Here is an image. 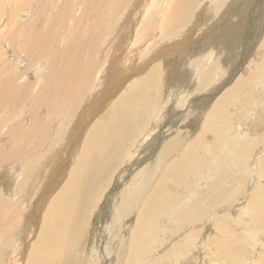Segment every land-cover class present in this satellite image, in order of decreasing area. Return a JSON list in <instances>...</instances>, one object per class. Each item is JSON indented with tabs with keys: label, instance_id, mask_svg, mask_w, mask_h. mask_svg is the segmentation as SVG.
<instances>
[{
	"label": "rangeland",
	"instance_id": "rangeland-1",
	"mask_svg": "<svg viewBox=\"0 0 264 264\" xmlns=\"http://www.w3.org/2000/svg\"><path fill=\"white\" fill-rule=\"evenodd\" d=\"M73 1H75L77 5L75 4V2H72L71 0H68V1L67 0H0V107H1L0 108V204H1L0 205V223H2L3 220H5L4 218L6 215H9V213H10L9 210L13 211L12 207H17L19 205L20 206V216H19V222H20L19 224L20 225H18V229L21 230L22 228H25V225H26V228H27V226L29 227L31 225V222L33 220V219L31 220L33 213L36 212L37 208L39 209V207H38V204H39L38 203L39 202L38 197L40 196L39 194L42 192V190L46 186H49L48 184H49L50 180L54 179L55 173L59 172L55 169L59 170L60 167L62 166V164H65V163H63V161L67 162L69 160V156L72 155V150H73L74 145H75V144H73L74 140L76 141V144H77L76 147L77 148H75L73 150V151H75L74 152L75 155H73L74 156L73 161L74 160L75 161L71 162V164H70L71 169L70 170H71L72 174L77 175L76 178L79 177L81 175V173L84 170H86V168L89 167L91 159H92L91 156H93L94 153L96 154L97 152L102 151V150L109 151V149L112 150L116 147L115 149L116 150L118 149V151L115 150V153H114V154H116L114 156L115 158L113 157L112 158L113 161H111V163H113V164H111V163L109 164L108 169L109 168L110 169L107 170V172L105 173V176H104L105 178L103 177L97 183L98 185L101 183L104 186L103 185L100 186L101 191L98 192V194H97L98 195L97 198L98 197H100V198H98L99 199L98 203L95 205V209L92 211L91 215L89 216V222L87 223L88 225H86V227L84 228V231H83L84 232L83 239L86 242L85 243V249H84V254H85L84 256L86 258L85 259L86 262H88V263L85 262V264H91V263L94 264V261H95L96 256H97V254L95 252L98 253V249L96 251V247L98 245H100L99 242L101 241L100 236H99L100 221H101L100 219H101L103 208H104L103 206H105V204H106L105 199L107 201L109 195L113 191H115V189H117L116 184L119 183V182H117L118 176L120 177L124 174H125L124 176H127L128 173H130V171L131 172L135 171V169L129 170V168H130L129 164L131 162L128 161V159L126 160L125 154L127 153L128 148H129L130 152H132V151L134 152V150H135V153H136L135 155H137L138 157H149L152 155L153 152H150V148H151L152 143H150V142H152L153 137L156 135L157 129H154V133L151 135L152 137L151 138L148 137V139L146 140V143H145V141H142L143 136H146L149 133V130H150L149 127H151L153 125V128H155V122H154L155 113L158 112L160 109L161 110L163 109V112L165 111V113H166L167 109L169 108V105L171 104V97L170 96H171L172 88L176 87V85L179 84V82H180L179 81L181 79L180 71L182 70L181 66L184 62V55L187 54L186 53L187 50L184 52H182V51L179 52L178 50L174 51L173 49H176L175 47L179 46L177 44L180 42H182V44H184L185 46H188L187 48H191L189 44H191L193 46L197 42L199 43L201 41V39H203L202 37L211 33L212 30L215 28V25L213 24L214 21L217 19H218V21H220L219 18H220L222 13H225V11H226V13H229L227 9H228L229 2H231V0H225V2H223L224 0H221V2H220V0H197L198 5H197L196 1L192 0L189 4H187V8H184L186 11H184V10L181 11V12H183L182 14H179L180 10H176L175 9L176 7H174L173 11L171 10L173 8V6L171 8L169 7V12H171V13L168 17V20L167 21L163 20V22H161L160 24L158 23V21L161 18V15H162L161 13L165 12V10H163V3H162V2H165V0H161L162 2H160V0H159V5L157 6L158 9L153 8V11H152V13H153L152 17L154 16L153 17L154 20H152L153 18L151 20H148V18H147V23L144 21L147 13L144 12L143 7L137 8V9H132L133 7H130L131 4H132L131 6H133L134 1H136V0H131L132 2L130 0H124V2H123V0H122V2H121V0H108V1L107 0H88V2H87V0L86 1L84 0L85 4L82 2L83 0H73ZM95 1H97V2H95ZM102 1H104V3H102ZM262 1H264V0H259V2L257 0H253L252 4L250 5L249 8H251V9L254 8L257 2H258V4H257L258 7H260V6L262 7L264 4V2L262 3ZM120 2H121V4H120ZM200 2H202V3H200ZM214 2H215V4H214ZM207 3H210V4H207ZM211 3L213 6L211 5ZM98 4H100V5H98ZM165 4H166V2H165ZM122 5H123V8H122ZM201 5H202V7H201ZM194 6L196 8H194ZM198 6L201 7V8H199V10L197 8ZM206 6H208V9ZM217 6H218V8H217ZM85 7H86V9H85ZM120 7L123 10H125L126 12L127 11L128 12L126 13ZM129 7H130V10H129ZM153 7H154V4H153ZM98 8H99L100 12H99ZM159 9H160V11H159ZM61 10H63V11H61ZM64 10L66 11V13ZM84 10H86V11H84ZM140 10H141V14H140ZM209 10H210V12H209ZM87 11H88V13H87ZM129 11H131V12H129ZM67 12L69 14H67ZM136 12H138L139 14L137 13V15H136ZM248 12H251V11L248 10ZM83 13H85V14H83ZM154 13L156 15H158V17ZM232 13H234V12H232ZM172 14H174L173 17H175L176 19L178 18V19L176 20L175 18L171 17ZM86 15H87V18H86ZM64 16H66V17L63 20ZM132 17H133V19H131ZM134 17L136 19H134ZM181 17H182V19L180 20ZM89 18L92 20H90ZM128 18L130 19V21ZM78 20H79V22H78ZM136 20H137V22H136ZM139 20H141L143 22H141V24H140ZM194 20H196L197 22ZM247 20H249V18H247ZM97 21H99V23H97ZM118 21H121V22H118ZM125 21H127V22H125ZM152 21H154V23ZM247 22L250 23V21H246V23ZM178 23L180 25H178ZM139 24H140V26H138ZM156 24H158V26ZM122 25H124V26H122ZM153 25H154V27H153ZM147 26H148V28H147ZM149 26H150V28H149ZM185 26H186V28H185ZM187 26L188 27L191 26V28H188ZM124 27L126 28V30ZM136 27L138 28V30ZM158 27H159V29H158ZM151 28H153V29L151 30ZM211 28H213V29H211ZM169 29H171V30H169ZM36 30H38V31H36ZM140 30H141V32H140ZM209 30H210V32H209ZM90 31H91L92 36L90 35ZM144 31H145V33H147L146 35H144L145 33L143 34ZM88 32H89V35L91 37H89V35H87ZM133 32H135V33H133ZM190 32H191L192 36H191ZM137 34L141 35L143 37L140 38V36H137ZM35 35H37V36H35ZM127 36H128V38H127ZM135 36H137V37H135ZM184 36L186 39L184 38ZM88 37L91 39H89ZM108 37H110V38H108ZM32 38H33V40H32ZM188 38H190V39H188ZM141 39H143V40H141ZM118 41L120 42L119 44H117ZM188 42H190V43H188ZM98 43H99V45H98ZM123 44H124V46H123V48H121ZM140 44L143 45L145 50L143 49V47ZM35 45H37V46H35ZM81 45L83 47H81ZM115 46H116V48H115ZM256 46H257V44L254 46L255 49L257 48ZM124 48H125V50H124ZM170 48L172 49L173 53L171 52ZM68 49H70V50H68ZM128 49L130 50L129 53H128V51H129ZM134 50H135V52L136 51L137 52L132 53V52H134ZM114 51L116 52L117 55L115 54ZM125 51H127V52L125 53ZM118 52H120L121 54ZM139 52L141 54L142 53L143 54L141 55ZM255 53H256L255 50H252L250 55H248V59L251 60V59L255 58ZM259 53H262L261 49L259 50ZM127 54H129V57ZM54 56H56L57 58L55 57L56 58L55 59ZM133 56H135L134 57L135 60H134ZM155 57H157V58H155ZM49 59H51V60H49ZM110 59H113V60H110ZM255 59H256L255 61L260 62V66L259 65H257V66H259L260 68L263 69V72H262L263 75L260 74L259 78L255 82L250 83L252 81L251 80L248 83L246 90H244V93L241 94V95L245 94L246 98H241L240 100L235 101L236 104L230 107V109H229L230 116H228V117L226 116L227 119L225 120V122H229L232 125V128L228 131L227 136L224 135V132H222V134L220 135V138L218 140V142H221L222 147H224L225 146L224 144L230 143L231 141H232L231 143L236 144L238 140L242 141L244 139V138H242L240 140V137H247V140H254V142H255L253 154H254V152H256V150L258 151L260 149V147L262 148V144H264V93L259 91V90L264 89L263 88V86H264V62L260 61L261 58H258V59L255 58ZM55 60L57 63L55 62ZM58 61H59V63H58ZM100 61H101V63L99 64ZM109 61L112 63H110ZM247 61L248 60L246 59L244 64L241 67H239V69H238L239 74L246 75L249 72L248 67H247V65H248L247 63H249V62H247ZM53 62L56 64H54ZM63 63L66 65L65 67L63 66ZM94 63H96V65H95L96 67L94 66ZM102 63H104V64H102ZM107 64H109V65H107ZM255 64H256V62L254 63V65ZM91 65H92V67L94 66L95 68L92 69ZM117 65H119V66H117ZM52 66H54L53 68L56 67V70H53ZM59 66H60L61 70H59L60 68H57ZM68 66H69V68H68ZM79 67L82 68L83 70L79 69ZM83 67H85V68H83ZM102 67H103V69H101ZM49 68L51 71L49 70ZM70 68H72V69H70ZM89 68H90V70H89ZM251 68L254 69L253 66ZM98 69H100V70H98ZM80 70H82L83 72ZM84 70H85V73H84ZM56 71L58 73V76H57ZM73 71H75V75H79V76L77 77L74 75L76 77V80L73 82L71 81V82H72L73 86H75L73 88L76 89L77 92L80 91V93H77L72 88L71 83H69V81H68L70 79V75L72 74ZM98 71L101 73V75L99 74ZM101 71L102 72L104 71L103 72L104 74ZM86 72H87V74H86ZM114 72H115V74H113ZM82 73L84 74V76H86L87 79H84L85 82L84 81H81V82L78 81L79 82L78 83L77 78H80L81 76H83ZM13 74H15V75H13ZM53 74H55V75H53ZM95 74H97V75H95ZM107 74H109V75H107ZM68 75H69V77H68ZM13 76H14V78H13ZM64 76L66 77V80H65ZM88 76H90V77L88 78ZM96 76H98V77H96ZM106 76H108V77H106ZM179 77H180V79H179ZM57 78L61 79V81L58 80ZM176 78H177V80H176ZM107 79H109V80L107 81ZM259 80H261V81L256 85L255 83L258 82ZM11 81L13 82L12 85H15L14 86L15 88H18V90L19 89H21V90L18 91L15 89L16 92L18 91L16 93L15 91H13L14 87L9 88L12 86V85L11 86L9 85V83H11ZM15 81H17L16 84H14ZM47 82H48V84H47ZM74 82L77 84H75ZM82 82L84 83V85ZM62 83H63V86H61ZM17 84H18V86H17ZM78 84H79V87H78ZM66 85L67 86L70 85L69 86L70 88L66 87ZM106 85L109 86V88H111V89L107 90ZM112 86H114V87H112ZM6 87H8V88L6 89ZM61 87L62 88L65 87L66 89L64 88L65 89L64 90ZM76 87H78V89ZM207 87L208 86H206V88ZM82 88H84V89H82ZM8 90H12L13 92L8 95ZM21 91H23V93H21ZM94 91H96L97 93L99 91H102V93L99 92L98 94H96V92L94 93ZM130 91H131V93H130ZM5 93L9 97H7ZM18 93H20V94L18 95ZM33 93H34V95H33ZM12 94H15L16 96L14 97V96H12ZM92 94L94 95V98H96L98 95L101 96L102 94H105V96H104L103 100L101 101L100 105L95 106V108L97 107L95 109V112L91 111L88 113V111H87V114L84 115V111H83L84 105L83 104H85V103L83 101H85L86 98L88 99L90 96H92ZM42 95H43L44 99H43ZM246 95H248V98ZM1 96H3L2 98H6V99L8 98V99L7 100L5 99L6 100L5 101L4 99L1 98ZM253 96H254V98H253ZM249 98L250 99L252 98V100L250 101ZM261 98H262V100H260ZM243 99L245 100V102ZM33 100H34V104H33ZM29 101H31V102H29ZM43 101H45V102H43ZM52 101H53V104H52ZM96 102L97 101L95 100V104H97ZM163 102H164V104H163ZM5 103H8V104L5 105ZM12 103H14V104H12ZM160 103H162V105ZM251 104H252V106H251ZM159 105H160V107H159ZM163 105H164V107H163ZM242 105H243V107H242ZM167 106H168V108H167ZM236 106H238V108ZM244 108H246V111L243 110ZM233 112H234V114H233ZM31 113L34 117L31 115ZM78 113H79V115H77ZM159 115H160V113H159ZM159 115H157V116H159ZM79 117H80V119H79ZM85 118L87 119V122L85 121L86 123L85 122L83 123V120H85ZM45 119H46V121H45ZM48 119H50V120H48ZM228 119L231 122L228 121ZM122 120H123V122H122ZM65 121H66V123H65ZM120 121H121V123H120ZM194 121L195 120H188L187 119V121L183 125H178L179 130L183 129L185 131V133L183 131V133H184V134L182 133L183 135L180 134L181 140L186 139L189 136H190V138H193L194 134L196 135V133L198 132L197 129H199L198 128L199 125H197L198 123L197 124L194 123ZM149 122L151 124H149ZM124 123H126V124H124ZM61 124H63V125H61ZM20 128H21V130H20ZM76 128H77V130H76ZM222 128L226 129L225 126ZM114 129H116V130L114 131ZM26 130H27V132H26ZM111 130H112V132H111ZM51 131H53V135L56 137V143H55L54 149L52 151L50 150V152H49V150H47L48 142H46L47 143L46 144V143H43L42 141H40L43 143V146H42V145H39L38 141L41 140L42 137L44 138V137H46V135H49L51 133ZM116 131H117V133H116ZM32 133L34 134V136ZM60 133H61V135L59 136ZM192 134H193V136H192ZM174 135H176V134H174ZM25 137H26V139H25ZM51 137L52 136H48V139ZM79 137H80V139H79ZM120 139H122V140H120ZM118 140H119V142H118ZM206 140H210V144H211V142H214V138H212L211 135H207ZM122 141L124 142L125 145L123 143H121ZM139 141L143 142L144 144L140 143ZM31 143H32V145H31ZM139 144H142V145H140L141 148L138 147ZM20 145H23L22 148ZM26 145H27V147H26ZM144 145H146V146H144ZM7 146L8 147L10 146V147L8 148ZM41 146H42V148H40ZM105 146H107L108 148L107 147L105 148ZM158 147L159 146H157V148H155V151H157ZM36 148H38V149H36ZM80 149L82 151H80ZM221 149L222 148H216V150L214 151V156H213L215 159L212 158V161H210L211 158H207V156L202 157V158H204L205 162L207 161L206 165H198L197 164L198 160H196V158H194V160L191 161V163H192L190 166L191 168L189 167L190 169L188 168L186 171L187 179L184 182L186 183L187 186H188V184H190V188L192 190H198V191L204 190V191H202V193L205 192L206 194L203 193L202 197H205V198H203V203L200 202V204H203V207H207L208 209H209L208 205L211 204V200H212V199H210L209 193H212V191L216 192L217 190L220 191L223 188H226L227 191H230L232 189V192L230 195V200H227L228 201L227 203L224 202V203H226V205L227 204L229 205L228 210H226V211L224 210L220 213V214L229 213L228 216L220 218V222L222 224L220 227H223V229L221 231H219L216 225H211L212 231L211 230H205V226L208 224V214L205 217H203L202 221H200L201 219H198V220L193 221V222H187L185 224L183 223L179 228L180 230L178 229L179 231L177 230L175 233L173 232V236H171L172 232L169 234L170 239H169V241L166 240V241H168V243H159L160 242L159 237L153 236L152 243L150 245L152 250L148 249V252H150V253L146 254L147 256H145V260H147V258L158 259L160 256L159 257H157V256L160 255V253L162 254L165 252V254L171 255V256H169L170 263H168V261H166L167 262V263L165 262L166 264H198V260L196 259L194 252H196L198 250V247L201 244L203 237H207V238L203 239V241H206V243L201 244V252H202V256H204V258H202V260L204 259L206 261V264H208V263L209 264H216L214 261H212L213 262L212 263L210 261V259L207 258L206 254L208 255L207 252L211 253L213 251H216V249H217L214 246L209 248L207 243L208 242H215V243L223 244V241L227 242V247H229V249L230 248L234 249V251L238 254L236 264H238V262H239V264H243L244 262H245L244 264H264V223H263V225H259V228H256V230H255V228H253L251 226V224H249V226L247 228H245V225L250 222L249 211L246 209H243V210H245V212L244 213L240 212V210L243 208V204L244 203L246 204L247 199L245 200L244 196H245V194H248L247 190L250 186L249 181L251 178H255L256 170L258 169L259 165L264 163V153L262 154L261 157H259L258 162H254L252 159H250L249 163H248L249 167L246 166L245 168L241 169L240 171L234 169L232 172L228 173V174H233L235 172L233 177H232V180H231L232 184H234V185L228 184V180H226L227 182H225L226 183L225 184L222 177L219 176L218 180H219L220 187L217 188L218 183L214 178H212V180H208V179L202 180L201 179L202 175H200V174L204 170L206 171V169H208V167H209L208 165H210L211 163H213L212 165L215 166L214 161L216 160L217 157L220 159H221V157H225L224 152L223 153L220 152V154H219V150H221ZM78 150H79V152H78ZM136 150H137V152H136ZM20 151H21V153H20ZM54 151L58 152L57 157L54 158V159H57L56 160L57 163L55 162V164L52 163L50 165L46 164V166H45L43 162ZM87 151L89 153H86ZM199 152L200 151H197V153H199ZM13 153L16 155H14ZM22 153H25L26 155H24ZM35 153L38 154L39 156L35 155ZM139 154H140V156H139ZM22 155H24V156H22ZM13 156H15V157H13ZM127 156H128V154H127ZM174 156L177 157V155H174ZM24 157L27 160H25ZM79 157H80V159H79ZM13 158H18V160L12 161ZM33 158H34V160H33ZM253 158H254V156H253ZM125 160L127 161V163ZM152 160L153 159H151V158H146L145 162L148 163V162H151ZM233 160L236 161V159H233ZM34 161H35V163H34ZM234 161H233V163H234ZM17 162H19V163H17ZM145 162H144V164H145ZM158 163L161 164V162H158ZM8 165H10V166H8ZM18 165H20V166H18ZM55 166H56V168H55ZM77 166H78V168H77ZM22 167L24 168V170L26 172L23 171ZM73 167H74V169H73ZM140 167H142V165ZM145 167L147 168L148 164L145 165ZM25 168H27V169H25ZM152 168H151V170L155 174L157 173V175H160V171H159L160 166L156 167V165L153 164ZM155 168H156V170H155ZM201 168L203 169L202 171H200ZM28 169H30V170H28ZM38 169L39 170L41 169V171H39ZM36 170H37V172H36ZM122 170H126L127 174L122 173ZM190 170H192V171H190ZM49 171H50V174H49ZM158 171H159V173H158ZM22 172H23V174H22ZM28 172L29 173L31 172L30 175ZM52 173H54L53 177L51 175ZM66 173L69 174V172H66ZM66 173L64 175V178L62 179V181L65 180V182L67 181L65 179V177L68 178V176H69ZM239 174H246V181L248 182V184H247L248 187L247 186H246V188L242 187V185L238 182L237 175H239ZM38 175H39V177H38ZM33 176H35V177H33ZM115 176H117V177H115ZM72 177H73V175H72ZM109 177H110V179H109ZM25 178H27V179H25ZM49 178H51V179H49ZM76 178H75V176L73 177V179H76ZM106 179H108V180L106 181ZM33 180H34V182H33ZM256 180L257 179H255V181ZM235 182L237 185L235 184ZM62 183H64V182H61V185L59 184L60 186L58 185L55 190L59 189L63 185ZM107 183H108V185H106ZM258 183H260V184L263 183V179L260 176H258ZM30 184H32V185H30ZM204 184H206L207 186ZM18 186L19 187L22 186V187L19 188ZM25 186L29 187V188H26ZM169 186H170L169 183L167 186H165V187H168V188H166V190H167L166 195L167 194H173L177 200H171V199L167 198L166 210L169 211L170 209H172V207H169L172 205V203H178V204H176L175 209L179 208L178 210L180 212H182L185 215L188 214L190 212L189 208H191L192 204L194 205L193 200L192 199L189 200V198L185 196L186 194H188L189 191L183 190V192H180V190L177 189V186H170V187ZM214 186H216V187H214ZM32 187H33V189H31ZM171 188H172V191H171ZM24 189H27V190H24ZM175 189H176V191H175ZM263 192H264V190L262 191V193ZM30 193H31V195H30ZM35 193H37V194L35 195ZM99 193H100V196H99ZM26 195H27V197H26ZM19 197H21V198H19ZM245 197L247 198L248 196H245ZM213 198L215 200H217L215 206L222 207L221 205H224V204H220V202L223 200H220L221 197L219 194L218 195L214 194ZM209 199H210V201H208ZM221 199H223V198H221ZM241 199H243L242 202H241ZM261 200L263 202L264 197ZM34 201H36V202H34ZM15 204H17V205H15ZM34 204L36 206H34ZM9 205H10V207H9ZM5 206H7V207H5ZM25 206H27V207H25ZM172 206H174V205H172ZM215 206L213 208H216ZM29 210L31 211L30 214H29ZM211 210L212 209H210V211ZM216 212H218V209ZM40 215H42V214L40 213L38 216H35V217L33 216L34 219L37 218V219H35V221L39 222V219L41 218ZM134 215H132L129 220H127V221L124 220V222H125L124 223V231H121V236L123 239L121 242H123V244H122L123 247L127 243L126 237H128L129 230L133 227V224L135 222L134 221V219H135ZM156 219H158V218H156ZM165 219L166 218H162L160 223L155 222V225L160 228V226H162L164 224ZM29 221H30V223H29ZM241 222H243V224H241V226H239V223H241ZM187 224H189V226ZM184 225H186V226H184ZM128 226H129V228H128ZM173 228H174V225L170 230H173ZM19 230H18V232H19ZM196 230H198L201 233L199 234L198 238L196 236H194L196 238H194V237L192 238V239H194V245L191 246L192 248L190 247V253L188 254L189 256H184V257L182 256V259H180L181 256L177 257V258H179V260H180L179 261L176 257H174L175 255L171 253L172 252V246L173 247L177 246L184 239V237L189 236L190 234L193 235ZM180 231H182V233ZM152 232H153V230H152ZM178 232H180V233L176 234ZM125 233H126V235H125ZM6 234H7L6 230H3L2 228H0V255H3L6 252L7 246H6V242L3 238V237H6ZM216 235H219L221 240L211 238V236L215 237ZM123 236L124 237L126 236V237L124 238ZM175 241H176V243H175ZM192 249H193V251H192ZM194 250H196V251H194ZM7 253H8V251H7ZM220 253H221V255L216 256V257H217V260L220 261L219 263L223 264V262L221 261V259L223 257V252H220ZM199 254H201V253H199ZM182 255H183V252H182ZM91 258H92V260H91ZM141 263L145 264L143 262V260H141V262L138 261L137 264H141ZM112 264H113V262H112ZM114 264H115V261H114ZM234 264H235V262H234Z\"/></svg>",
	"mask_w": 264,
	"mask_h": 264
},
{
	"label": "bare ground",
	"instance_id": "bare-ground-1",
	"mask_svg": "<svg viewBox=\"0 0 264 264\" xmlns=\"http://www.w3.org/2000/svg\"><path fill=\"white\" fill-rule=\"evenodd\" d=\"M71 1L75 2L73 0H71ZM191 1L192 0H165V2H166V4H165V2H162L160 0V2L163 3V10H165V12L161 13L162 15H161V18L158 21V23L160 24L161 22H163V20H165V21L168 20V17L171 13V12H169V7L171 8L173 6V8L171 9L172 11H173L174 7H176L175 8L176 10H180V12L182 10L186 11L184 8H187V4H189ZM194 1L197 2V0H194ZM252 1L253 0H231V2H229L228 9H227L230 14L226 13V11H225V13H222L220 18L218 17L220 21H218V19L214 21L213 24L215 25V28L214 29L211 28V29H213L211 33L202 37L203 39H201V41L199 43L197 42L193 46L191 44H189L191 48H187L188 46H185L184 44H182V42L179 41L180 43L177 44L179 46H176L175 47L176 49H173L174 51L178 50L179 52H181V51L184 52L187 50L186 51L187 54H185L186 56L184 55V62L181 66L182 72L180 71V74H181L180 75L181 79L179 77L180 82H179V84L176 85V87L172 88V92H171V96H170L171 97V104L169 105V108L167 106L168 109H167L166 113H165V111L163 112V109L162 110L160 109L158 112H156L154 115L155 128H153V125H152L151 127H149L150 128L149 133L146 136H143L142 141H145V143H146V140L148 139V137L149 138L152 137L151 135L154 133V129H157V133L153 137L152 142L149 141L150 143H152L151 148H150V152H153L152 155L149 157H138L137 155H135L136 154L135 150H134V152L133 151L130 152L129 148H128L127 153L125 154L126 160L128 159V161L131 162V163L129 162L130 164L128 163L130 165L129 170L135 169V171H133V172L130 171V173H128L127 176H124L125 174L120 176V177L118 176L117 182H119V183L116 184L117 189H115V191H113L111 194L109 193L110 195H109L107 201L105 199L106 204H105V206H103L104 208H103L102 216L100 219L101 221H100L99 236H100L101 241L99 242L100 245H98L96 247V251L98 249V253L95 252L97 254V256H96V259L94 261V264H112V262L114 264V261H115V264H137L138 261L141 262V260H143V262L145 264H166L167 263L166 261H168V263H170L169 256H171V255L165 254V252L162 254L160 253V255L157 256V257L160 256L158 259L147 258V260H145V256H147L146 254L150 253V252H148V249H151L150 245L152 243L153 236L159 237V241H160L159 243H168V241L170 239L169 234L172 232L171 236H173V232L175 233L183 223L185 224L187 222H193V221H196L198 219H201L200 221H202L203 217H205L207 214H208V224L205 226V230H211V225H216L219 231H221L223 229V227H220L222 225L220 222V218L228 216L229 213H223V214H220V213L224 210L225 211L228 210L229 205L228 204L226 205V203L228 202L227 200H230V195H231L232 189L230 191H227L226 188H223L222 190H220L221 192L217 190L216 192L212 191V193H209L210 199H212V200H211V204L208 205V207H209V209H208L207 207H203V204H200V202L203 203V198H205V197H202L203 196L202 194L205 193V192L202 193V191H204V190H202V191L192 190L190 188V184H188V186H187L184 181H186V179H187L186 171L191 166V164H192L191 161L194 160V158H196V160H198L197 161L198 165H206L207 161L205 162L204 158H202V157L207 156V158H211L210 161H212V158H214L213 156H214V151L216 150V148H222L221 150H219V154H220V152L221 153L224 152L225 157H221V159L217 157L216 160L214 161L215 166H213L212 165L213 163H211L210 165H208L209 166L208 169H206V171L204 170L203 172H201L200 175H202L201 176L202 180H205V179L212 180V178H214L218 183L217 188L220 187L219 180H218L219 176L222 177V179L224 180V183L227 182L226 180H228V184L234 185V184H232L231 180H232V177H233L235 172L233 174H228V173L232 172L234 169L240 171L241 169L245 168L246 166L249 167L248 163H249L250 159H252L254 162H258L259 157H261L262 154L264 153V144H262L263 149L260 147V149L258 151L256 150V152H254V154H255L254 155L253 150L255 147V144H254L255 142H254V140H247V137H240V140L242 138H244V139L242 141L238 140L236 144L231 143L232 142L231 141L230 143L224 144L225 145L224 147H222L221 142H218L222 132H224V135L227 136L228 131L232 128V125L229 122H225L227 117L230 116V112H229L230 107L236 104L235 101L240 100L241 98H246L245 94H243V95H241V94L244 93V90H246L248 83L251 80L252 81L250 83L255 82L259 78L260 74H262V72H263V69L259 67L260 62L255 61L256 60L255 58H257V59L261 58L260 61L264 62V4L262 7L261 6L258 7L257 4H258L259 0H257L258 2L256 3L255 7L251 9L249 7L252 4ZM82 2L84 3V0ZM87 2H88V0H87ZM95 2H97V1H95ZM121 2H122V0H121ZM121 2H120V4H121ZM123 2H124V0H123ZM215 2H214V4H215ZM220 2H221V0H220ZM223 2H225V0ZM263 2L264 1H262V3ZM102 3H104V1H102ZM200 3H202V2H200ZM75 4H76V2H75ZM153 4H154V7H153ZM207 4H210V3H207ZM98 5H100V4H98ZM131 5H130V7H133L132 9H137V8H142V7L144 8L143 9L144 12L147 13L144 21L147 23V18H148V20H151L154 17V16L152 17V14H153L152 11H153V8L156 9L157 6L159 5V0L158 1L157 0H136V1H134L133 6H131ZM197 5H198V2H197ZM211 5H212V3H211ZM130 7H129V10H130ZM201 7H202V5H201ZM201 7L198 6L197 7L198 10ZM206 7L208 9V6H206ZM122 8H123V5H122ZM194 8H196V7L194 6ZM217 8H218V6H217ZM85 9H86V7H85ZM98 10H99V8H98ZM248 10L251 12H248ZM61 11H63V10H61ZM84 11H86V10H84ZM123 11H125V10H123ZM159 11H160V9H159ZM99 12H100V10H99ZM129 12H131V11H129ZM138 12H136V15ZM180 12H179V14L183 13V12H181V13ZM209 12H210V10H209ZM232 12H234V13H232ZM65 13H66V11H65ZM87 13H88V11H87ZM67 14H69V13L67 12ZM83 14H85V13H83ZM140 14H141V10H140ZM156 16L158 17V15H156ZM173 16H174V14L171 15V17H173ZM65 17L66 16H64L63 20L65 19ZM86 18H87V15H86ZM173 18H175V17H173ZM247 18H249V20H247ZM131 19H133V17ZM134 19H136V18L134 17ZM181 19H182V17L180 18V20ZM90 20H92V19H90ZM152 20H154V18ZM129 21H130V19H129ZM139 21H140V24H141V22H143L141 20H139ZM194 21H196V20H194ZM246 21H250V23H248V22L246 23ZM78 22H79V20H78ZM118 22H121V21H118ZM125 22H127V21H125ZM136 22H137V20H136ZM152 22L154 23V21H152ZM97 23H99V21H97ZM140 24L138 26H140ZM156 25L158 26V24H156ZM178 25H180V24L178 23ZM122 26H124V25H122ZM153 27H154V25H153ZM159 27H158V29H159ZM147 28H148V26H147ZM149 28H150V26H149ZM185 28H186V26H185ZM188 28H191V26ZM152 29L153 28H151V30ZM125 30H126V28H125ZM137 30H138V28H137ZM169 30H171V29H169ZM36 31H38V30H36ZM145 31L143 32V34L145 33ZM140 32H141V30H140ZM209 32H210V30H209ZM133 33H135V32H133ZM146 34L147 33H145L144 35H146ZM190 34H191V32H190ZM87 35H89V32ZM90 35H91V31H90ZM90 35H89V37L92 36V35L91 36ZM35 36H37V35H35ZM137 36H140V38L143 37V36L138 35V34H137ZM137 36H135V37H137ZM191 36H192V34H191ZM108 38H110V37H108ZM127 38H128V36H127ZM184 38H185V36H184ZM89 39H91V38H89ZM188 39H190V38H188ZM32 40H33V38H32ZM141 40H143V39H141ZM119 43L120 42L118 41L117 44H119ZM188 43H190V42H188ZM256 44H257V46H256L257 48L255 49L254 46ZM98 45H99V43H98ZM35 46H37V45H35ZM123 46H124V44L122 45V47L121 46L120 47L123 48ZM141 46L143 47V45H141ZM81 47H83V46L81 45ZM115 48H116V46H115ZM143 49L145 50L144 47H143ZM260 49L262 50V53H259ZM68 50H70V49H68ZM124 50H125V48H124ZM170 50L172 52L171 48H170ZM252 50H255V52H256L255 58H253L254 60L253 59L249 60L248 55H250ZM126 52L127 51H125V53ZM129 52H130V50L128 51V53ZM136 52L134 50V52H132V53H136ZM118 53H120V52H118ZM115 54H116V52H115ZM127 55L129 57V54H127ZM55 57L56 56H54V58ZM134 57L135 56H133V58ZM155 58H157V57H155ZM246 59L248 60L247 62H249V63H247L248 64L247 67H248L249 72L246 75L239 74L238 69H239V67H241L244 64ZM49 60H51V59H49ZM110 60H113V59H110ZM134 60H135V58H134ZM55 62H56V60H55ZM253 62L254 63L256 62V64L254 65ZM56 63H54V64H56ZM58 63H59V61H58ZM100 63H101V61L99 62V64ZM110 63H112V62H110ZM102 64H104V63H102ZM92 65H91V67H92ZM95 65H96V63H94V66ZM107 65H109V64H107ZM257 65H259V66H257ZM63 66L65 67L66 65L63 63ZM69 66H68V68H69ZM94 66L92 67V69L96 67V66L95 67ZM117 66H119V65H117ZM252 66L254 67V69L251 68ZM53 67L54 66H52V69L56 70V67L55 68H53ZM50 68H49V70H50ZM57 68H60V66ZM83 68H85V67H83ZM90 68H89V70H90ZM70 69H72V68H70ZM79 69H82V68L79 67ZM101 69H103V67ZM59 70H61V68ZM82 70H80V71H82ZM98 70H100V69H98ZM87 72H86V74H87ZM56 73H57V71H56ZM84 73H85V70H84ZM97 74H95V75H97ZM99 74L101 75L100 72H99ZM113 74H115V72ZM13 75H15V74H13ZM53 75H55V74H53ZM74 75H75V71L72 72V74L70 75V79L68 80L69 83H71L72 88L75 87L72 84V82L76 80L75 76H77V77L79 76V75H75V76ZM107 75H109V74H107ZM57 76H58V73H57ZM68 77H69V75H68ZM89 77L90 76H88V78ZM96 77H98V76H96ZM106 77H108V76H106ZM13 78H14V76H13ZM84 79H87V78L83 74V76H81L80 78H77V82L78 81L79 82L84 81ZM58 80L61 81V79H58ZM65 80H66V77H65ZM108 80L109 79H107V81ZM176 80H177V78H176ZM260 81L261 80H259L255 84L257 85ZM16 82L17 81H15L14 84H16ZM12 83L13 82L11 81V83H9V85L11 86ZM47 84H48V82H47ZM75 84H77V83H75ZM83 85H84V83H83ZM14 86L15 85H12L9 88H12ZM17 86H18V84H17ZM61 86H63V83L61 84ZM69 86L70 85H68V86L66 85V87H69ZM206 86H208V87L206 88ZM78 87H79V84H78ZM78 87H76V88L78 89ZM112 87H114V86H112ZM7 88L8 87H6V89ZM64 88L65 87H63L62 89H64ZM263 88H264V86H263ZM15 89L18 90V88L14 87L13 91H15V92H16ZM82 89H84V88H82ZM106 89L108 90L111 88H109V86H107ZM19 90H21V89H19ZM74 90L77 92L76 89H74ZM13 91L8 90V95L10 93H12ZM259 91L264 93V89L259 90ZM95 92L96 91H94V93ZM99 92L102 93V91H99ZM21 93H23V91H21ZM34 93H33V95H34ZM77 93H80V91ZM98 93L96 92V94H98ZM130 93H131V91H130ZM19 94L20 93H18V95ZM93 94L88 99L86 98L85 101H83L85 103V104H83L84 105V107H83L84 108V110H83L84 115L87 114V111H88V113L91 111L95 112V109L97 108V107L95 108V106L100 105L101 101L103 100V98L105 96V94H102L101 96L98 95L96 97L97 98L96 99V98H94ZM8 95L6 94L7 97H9ZM12 96L15 97L16 95L12 94ZM246 96L248 98V95H246ZM2 97L3 96H1V98ZM42 97H43V95H42ZM253 98H254V96H253ZM2 99L5 100L6 98H2ZM43 99H44V97H43ZM95 100L97 101L96 102L97 104H95ZM251 100H252V98L250 99V101ZM260 100H262V98ZM29 102H31V101H29ZM43 102H45V101H43ZM244 102H245V100H244ZM7 104L8 103H5V105H7ZM12 104H14V103H12ZM33 104H34V100H33ZM52 104H53V101H52ZM160 104L162 105V103H160ZM163 104H164V102H163ZM251 106H252V104H251ZM159 107H160V105H159ZM163 107H164V105H163ZM236 107L238 108V106H236ZM242 107H243V105H242ZM243 110L246 111V108H244ZM159 113H160V115H159ZM233 114H234V112H233ZM31 115H32V113H31ZM77 115H79V113ZM157 115H159V116H157ZM86 118H85V120H83V123L85 121L87 122ZM79 119H80V117H79ZM187 119L188 120H195L194 123H196V124L198 123L197 125H199L198 126L199 129H197L198 132L196 133V135L194 134L193 138H190V136H189L188 138H186L187 140L186 139L181 140L180 134H182L184 130L183 129L179 130L178 125H183L187 121ZM229 119H228V121H230ZM48 120H50V119H48ZM45 121H46V119H45ZM122 122H123V120H122ZM65 123H66V121H65ZM120 123H121V121H120ZM124 124H126V123H124ZM149 124H151V123L149 122ZM61 125H63V124H61ZM224 126L226 127V129L222 128ZM116 129H114V131ZM20 130H21V128H20ZM76 130H77V128H76ZM112 130H111V132H112ZM26 132H27V130H26ZM116 133H117V131H116ZM184 133H185V131H184ZM174 134H176V135H174ZM60 135H61V133L59 134V136ZM207 135H211V137L214 138V142H211V144H210V140H206ZM33 136H34V134H33ZM48 136H52V137L48 139ZM192 136H193V134H192ZM25 139H26V137H25ZM79 139H80V137H79ZM120 140H122V139H120ZM40 141H42L43 143L48 142L47 150H49V152H50V150L52 151L55 147L56 137L53 135V131H51V133L49 135H46V137H44V138L42 137V139L38 141L39 145L43 146V143ZM118 142H119V140H118ZM121 143L124 144L123 141ZM140 143H143V142H140ZM73 144H75L74 148H73V150H74L75 148H77L76 147L77 144H76L75 140H74ZM31 145H32V143H31ZM140 145H142V144L138 145L139 148H141ZM156 145L159 146L157 151H155V148H157ZM20 146L22 148L23 145H20ZM42 146L40 148H42ZM144 146H146V145H144ZM26 147H27V145H26ZM106 147L107 146H105V148ZM115 148L112 150L109 149V151L102 150V151L97 152L96 154L94 153V155L91 156L92 159H91L89 167L86 168V170H84L81 173V175L77 178H76L77 175L72 174L71 170H70L71 169L70 164L74 159L73 155H75L74 154L75 151L72 150V155L69 156V160L67 162L63 161V163H65V164H62V166L60 167L59 170L55 169L59 172L55 173V177L53 180H50V182L48 181L49 186H46L40 194L38 193L40 195L38 197V200H39L38 203L39 204L37 203L39 209L37 208L36 212L33 213V216L34 217L38 216L41 213L42 215H40L41 218L39 219V222L35 221V219H37V218L34 219V217L32 216L31 220L32 219L33 220L31 222V225L29 227L27 226V228L25 225V228H22L21 230H19L18 225H20L19 224L20 223L19 222L20 206L18 205L19 207L18 206L12 207L13 211L9 210V212H10L9 215H6L4 218L5 220H3L2 223H0V228H2L3 230H6V232H7L6 237H3V238L6 242V246L8 247V248L6 247V252L3 255H0V264H85L86 258L84 256L85 255L84 249H85V243L86 242L83 239V235H84L83 231H84V228L86 227V225H88L87 223L89 222V216L91 215L92 211L95 209V205L98 203V200H99L98 198H100V197L97 198V196H98L97 194H98V192L101 191L100 186L103 184L100 183L98 185L97 183L100 181V179H102L105 176V173L107 172V170L110 169V168L108 169V166L111 163V161H113L112 158L116 155V154H114L115 150H116ZM36 149H38V148H36ZM80 151H82V150L80 149ZM116 151H118V149ZM197 151H200V152L197 153ZM78 152H79V150H78ZM136 152H137V150H136ZM20 153H21V151H20ZM86 153H89V152L87 151ZM22 154L26 155L25 153H22ZM127 154H128V156H127ZM14 155H16V154H14ZM24 155H22V156H24ZM35 155L39 156L36 153H35ZM57 155H58V152H56V151L51 153L43 162L44 165L46 166V164L50 165L52 163L55 164L57 159H54V158L57 157ZM174 155H177V157H175ZM139 156H140V154H139ZM253 156H254V158H253ZM13 157H15V156H13ZM146 158H151L153 160L151 162L146 163L145 162ZM24 159H25V157H24ZM79 159H80V157H79ZM233 159H236V161H234ZM17 160H18V158L12 159V161H17ZM25 160H27V159H25ZM33 160H34V158H33ZM233 161H234V163H233ZM144 162H145V164H144ZM158 162H161V164H159ZM17 163H19V162H17ZM34 163H35V161H34ZM126 163H127V161H126ZM111 164H113V163H111ZM147 164H148V167L146 168L145 165H147ZM153 164H155L156 167L160 166V169H161V170L159 169L160 175H157V173L155 174L151 170ZM141 165H142V167H140ZM8 166H10V165H8ZM18 166H20V165H18ZM55 168H56V166H55ZM77 168H78V166H77ZM25 169H27V168H25ZM73 169H74V167H73ZM28 170H30V169H28ZM155 170H156V168H155ZM202 170L203 169L201 168L200 171H202ZM23 171H25L24 168H23ZM39 171H41V169ZM159 171H158V173H159ZM190 171H192V170H190ZM36 172H37V170H36ZM66 172H69V174ZM30 173H29V175H30ZM65 173L69 175L68 178L65 177V179L67 180L66 182H65V180L62 181ZM122 173H126V170H122ZM22 174H23V172H22ZM49 174H50V171H49ZM53 174L54 173L51 174L52 177H53ZM72 175H73V177L75 176L76 179H73ZM258 176L262 177V179H263L262 184L258 183ZM33 177H35V176H33ZM38 177H39V175H38ZM115 177H117V176H115ZM25 179H27V178H25ZM49 179H51V178H49ZM109 179H110V177H109ZM255 179H257V180L255 181ZM107 180L108 179H106V181ZM237 180L242 185V187H245V188H246V186L248 187V185H247L248 182L246 181V174L237 175ZM33 182H34V180H33ZM61 182H64V183H62L63 185L59 189L55 190L59 184L61 185ZM168 183L170 184V186H177V189H179L180 192H183V190L189 191L188 194H186L185 196L188 197L189 200L192 199L195 206L193 204L191 205V208H189L190 212L188 214H186V215L183 214L182 212H180L178 210L179 208L175 209V206L178 203H172V205H174V206H172V205L169 206V207H172V209H170L169 211L166 210L167 198L171 199V200H177L173 194H167L166 195V193H167L166 188H168V187H165V186H167ZM235 184H236V182H235ZM249 184H250V186L247 190L248 192L246 191L248 194H245V196H248V197L246 198L243 195L245 200L247 199L246 204L244 203L243 208L241 210L240 209L239 210H240V212H243V213L245 212V210H243V209H246L249 211L250 222L245 225V228H247L249 226V224H251V226L253 228H255V230H256V228H259V225H263V223H264V203H263L264 200H263V202L261 200L264 197V192L262 193V191L264 190V163L259 165V167L255 173V178H251L249 181ZM30 185H32V184H30ZM106 185H108V183ZM204 185H206V184H204ZM20 187H22V186H20ZM214 187H216V186H214ZM26 188H29V187H26ZM31 189H33V187ZM24 190H27V189H24ZM171 191H172V188H171ZM175 191H176V189H175ZM36 194L37 193H35V195ZM214 194L215 195L219 194L220 197L223 198V199L220 198V200H223L220 202V204H224V205H221L222 207L215 206L217 200H215L213 198ZM30 195H31V193H30ZM99 196H100V193H99ZM26 197H27V195H26ZM19 198H21V197H19ZM210 199L208 201H210ZM242 200L243 199H241V202H242ZM34 202H36V201H34ZM224 202H226V203H224ZM15 205H17V204H15ZM34 206H36V205L34 204ZM214 206L216 208H213ZM5 207H7V206H5ZM9 207H10V205H9ZM25 207H27V206H25ZM210 209H212V210L210 211ZM217 209H218V212H216ZM30 212L31 211L29 210V214H30ZM132 215L135 216V219H134L135 222L133 224V227L131 226L132 228L129 230L128 237L125 236L127 238V243L123 247L122 246L123 242H121L123 240L122 236H121V231H124V223H125L124 220L125 221L129 220ZM156 218H158V219H156ZM162 218H166V219H165L164 224L162 226H160V228H159L158 226L155 225V222L160 223ZM29 223H30V221H29ZM241 224H243V222L239 223V226H241ZM173 225H174L173 230H170L173 227ZM187 225L189 226V224H187ZM184 226H186V225H184ZM128 228H129V226H128ZM18 230H19V232H18ZM152 230H153V232H152ZM180 232L182 233V231H180ZM180 232H178L176 234H179ZM200 233L201 232L196 230L194 232V234L192 233L193 235L190 234L189 236L184 237V239L180 242V244H178L177 246H174V247L172 246V252L171 253L175 255V256L174 255L173 256L176 258L181 256L180 259H182V256L183 257L189 256L188 254L190 253V247L192 245H194V239H192V238L194 236H196L198 238ZM125 235H126V233H125ZM196 237H194V238H196ZM204 238H207V237H203V239ZM211 238L221 240L219 235H216L215 237L211 236ZM203 239L201 241V244L206 243V241H203ZM166 240H168V241H166ZM175 243H176V241H175ZM201 244L199 245L197 251L194 250V251H196V252H194V255L196 256V259L198 260V264H200V263L206 264V261L204 259L202 260V258H204V256H202ZM207 245L209 246V248H211L212 246L217 248L216 249L217 252L216 251H213L211 253L207 252L208 255L206 254L207 258L210 259L211 262L214 261L216 264H220L219 263L220 261L217 260L216 256L221 255L220 252H223V257L221 259L223 264H234V262H235V264L237 263L238 254L234 251V249H231V248L229 249V247H227L226 241H223V244L215 243V242H208ZM7 251H8V253H7ZM192 251H193V249H192ZM182 252H183V255H182ZM199 253H201V254H199ZM177 259L179 260V258H177ZM91 260H92V258H91ZM86 263H88V262H86ZM238 264H239V262H238Z\"/></svg>",
	"mask_w": 264,
	"mask_h": 264
}]
</instances>
